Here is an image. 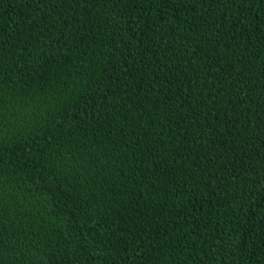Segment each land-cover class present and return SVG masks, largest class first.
<instances>
[{
    "label": "trees",
    "instance_id": "obj_1",
    "mask_svg": "<svg viewBox=\"0 0 264 264\" xmlns=\"http://www.w3.org/2000/svg\"><path fill=\"white\" fill-rule=\"evenodd\" d=\"M0 264H264V0H0Z\"/></svg>",
    "mask_w": 264,
    "mask_h": 264
}]
</instances>
